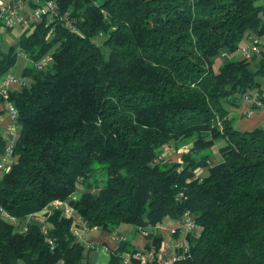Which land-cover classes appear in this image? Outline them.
<instances>
[{"label":"trees","instance_id":"trees-1","mask_svg":"<svg viewBox=\"0 0 264 264\" xmlns=\"http://www.w3.org/2000/svg\"><path fill=\"white\" fill-rule=\"evenodd\" d=\"M260 1L57 0L51 23L0 48V81L17 49L29 60V84L9 94L18 134L0 210L16 223L0 213V264H88L96 246L73 234L83 225L150 229L144 249L158 250L159 225L186 212L200 231L173 264H264V128L240 131L231 113L245 96L264 104V50L234 56L264 36ZM6 144L0 130V156ZM53 201L82 225L58 209L26 221ZM134 252L118 233L107 264H141Z\"/></svg>","mask_w":264,"mask_h":264},{"label":"built area","instance_id":"built-area-1","mask_svg":"<svg viewBox=\"0 0 264 264\" xmlns=\"http://www.w3.org/2000/svg\"><path fill=\"white\" fill-rule=\"evenodd\" d=\"M58 17L57 0H0V23L7 29L14 28H26L33 25L40 24L47 21L51 23L54 18ZM65 14L63 18H66ZM69 27V25H67ZM71 27V26H70ZM74 28L72 27V30ZM53 31V28H50ZM264 36L256 37L250 35L247 37V42L241 45L235 52L236 57L244 59H260L262 51L264 50ZM222 57L228 58L229 55L224 53ZM50 57L45 55L39 61L33 64L36 69H41L49 62ZM26 85V80L22 76H16L8 72L4 78L0 81V103H3V113L8 119V127L4 137L7 140L6 147L4 148L0 156V175L7 172L11 163L12 146L18 134V126L16 123L17 111L14 105L9 101V94L11 87L20 88ZM245 102H249L251 106H255L264 110V104L257 98L251 96L244 97ZM165 159L163 156H159L156 162H163ZM181 197V195H180ZM58 209L62 212V215L67 217H74L73 210L70 208L67 201H53L49 206L45 207L41 211L30 214L26 217V221H36L44 223L47 215L51 210ZM1 215L7 218L12 223H16V220L9 217L4 211L0 210ZM82 225L81 221H77ZM177 224L173 228L168 229V235L171 237L169 242H161L158 250L150 247V249H144V247L135 248L133 258L138 260L141 264H173L178 261L180 257H184L186 253L187 243L185 241V235L189 233L199 232L200 228L196 227L194 221L190 215L186 212L183 218L175 221ZM45 231V230H44ZM87 232V229L76 228L73 230L74 236L87 244V241L83 239L82 235ZM181 232L183 236L175 238ZM142 234L147 235L143 230ZM142 235V236H143ZM94 247V246H90ZM99 247H96L97 250ZM104 250H107L105 248ZM124 264L130 263V256L123 255Z\"/></svg>","mask_w":264,"mask_h":264},{"label":"crops","instance_id":"crops-1","mask_svg":"<svg viewBox=\"0 0 264 264\" xmlns=\"http://www.w3.org/2000/svg\"><path fill=\"white\" fill-rule=\"evenodd\" d=\"M246 43V41H245ZM244 43V44H245ZM221 58V57H220ZM221 63V61H220ZM23 71V70H22ZM22 71L20 72V75H22ZM10 73L14 74L12 70ZM15 75V74H14ZM18 88L16 87H11L10 91H14ZM250 95H256V92L253 91L249 93ZM3 104L0 103V130L3 133V135L6 133V129L8 127V119L6 115L3 113ZM231 113L237 116L236 120V127L240 131H252L256 128H264V110L261 109H252L251 105L249 102L241 101L239 104L238 108L231 109ZM173 152V150H171ZM166 154L170 153V150H165ZM173 157V155L171 156ZM174 158V157H173ZM176 160H177V155H176ZM219 156L217 152V148L213 147L212 148V163L217 162ZM1 177V175H0ZM76 221H78V217L74 216ZM173 220L169 218H165L162 222L161 225H159V231L162 237V241L164 243L169 242L170 236L168 235V229L174 227V224L172 222ZM171 222V223H170ZM123 232L129 233V229L126 227L120 229V231L113 232L111 234L102 232L99 229H90L89 231L85 232L82 237L87 241L88 246L92 245H98L99 248L94 251H90L88 254V264H107L108 261V252L115 250L117 247V235L120 233L124 239L125 235ZM151 232V231H149ZM152 232L154 230L152 229ZM134 232L131 233V238H127L130 240V244L132 246L136 247H141L144 246L145 243L147 242L145 239H138V241L135 240L134 238ZM180 236H183L181 232H178V235L174 236L175 238H179ZM107 248V250H104Z\"/></svg>","mask_w":264,"mask_h":264},{"label":"rangeland","instance_id":"rangeland-1","mask_svg":"<svg viewBox=\"0 0 264 264\" xmlns=\"http://www.w3.org/2000/svg\"><path fill=\"white\" fill-rule=\"evenodd\" d=\"M258 4L264 5V0L260 1ZM20 31H21V29H19V28H14V29L9 30L4 25H2L0 23V48L2 50H6L9 46L15 45V43H16L19 35H20ZM17 51L19 52V55L17 56V61H16L15 65H14V68L12 69V72L16 76H19L20 72L23 69H25V67L29 66V60H28V57L25 54H23L21 51H19V49H17ZM223 59H224V57H221L220 59L217 60V62L215 64V68L220 63V61H222ZM23 78L27 82L26 85H28L29 81L25 77H23ZM169 149H170V153L166 154V153L163 152V154H162V155L165 156L166 159L170 158L174 154V150L175 149H173V148H169ZM171 150H173V152ZM208 153L212 154V151H210V152L207 151V152H204L203 154H208ZM175 155H177V154H175ZM175 155H173V156H175ZM200 174H201V172H200ZM172 222H173L174 227H175V225L177 223L174 220ZM124 227L129 229V233L123 232V234L125 235L126 239L127 238H131V233L134 232V235H135L134 238H135L136 241H138V239H142V240L145 239L146 240V237L142 234V231L140 233L139 231L135 230V228L133 226L126 225ZM145 231H146V233H149V231H151V230L150 229H146ZM153 233H155V232H153ZM92 246L99 247L98 245H92ZM141 247H144V246H141Z\"/></svg>","mask_w":264,"mask_h":264}]
</instances>
